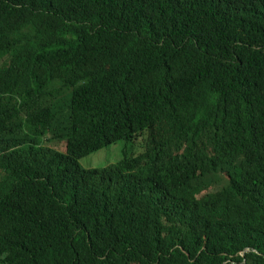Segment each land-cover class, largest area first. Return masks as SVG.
<instances>
[{
    "label": "trees",
    "instance_id": "16d2710c",
    "mask_svg": "<svg viewBox=\"0 0 264 264\" xmlns=\"http://www.w3.org/2000/svg\"><path fill=\"white\" fill-rule=\"evenodd\" d=\"M0 264H264V0H0Z\"/></svg>",
    "mask_w": 264,
    "mask_h": 264
},
{
    "label": "rangeland",
    "instance_id": "374dc122",
    "mask_svg": "<svg viewBox=\"0 0 264 264\" xmlns=\"http://www.w3.org/2000/svg\"><path fill=\"white\" fill-rule=\"evenodd\" d=\"M145 142H146V135L140 136L134 143L131 141L126 143L124 140H120L117 143H114L100 150L98 149L84 155L80 159V162L81 165L86 168L107 167L110 166V164H114L123 158L122 149L124 146L128 148V151L131 154H138L144 151Z\"/></svg>",
    "mask_w": 264,
    "mask_h": 264
},
{
    "label": "clouds",
    "instance_id": "9594fccd",
    "mask_svg": "<svg viewBox=\"0 0 264 264\" xmlns=\"http://www.w3.org/2000/svg\"><path fill=\"white\" fill-rule=\"evenodd\" d=\"M134 142H135V141H134ZM134 142H133V143H134ZM142 152H143V151H142ZM140 153H141V152H140ZM138 154H139V153H138Z\"/></svg>",
    "mask_w": 264,
    "mask_h": 264
}]
</instances>
